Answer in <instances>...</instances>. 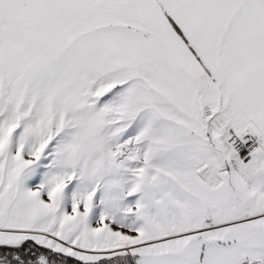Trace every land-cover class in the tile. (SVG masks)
<instances>
[{
  "label": "snow or ice",
  "instance_id": "obj_1",
  "mask_svg": "<svg viewBox=\"0 0 264 264\" xmlns=\"http://www.w3.org/2000/svg\"><path fill=\"white\" fill-rule=\"evenodd\" d=\"M0 264H264V0H0Z\"/></svg>",
  "mask_w": 264,
  "mask_h": 264
}]
</instances>
